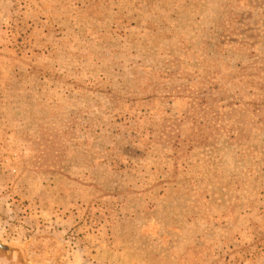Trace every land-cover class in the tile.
Segmentation results:
<instances>
[{"label": "rangeland", "instance_id": "obj_1", "mask_svg": "<svg viewBox=\"0 0 264 264\" xmlns=\"http://www.w3.org/2000/svg\"><path fill=\"white\" fill-rule=\"evenodd\" d=\"M0 264H264V0H0Z\"/></svg>", "mask_w": 264, "mask_h": 264}, {"label": "water", "instance_id": "obj_2", "mask_svg": "<svg viewBox=\"0 0 264 264\" xmlns=\"http://www.w3.org/2000/svg\"><path fill=\"white\" fill-rule=\"evenodd\" d=\"M0 247H3L2 245H0Z\"/></svg>", "mask_w": 264, "mask_h": 264}]
</instances>
